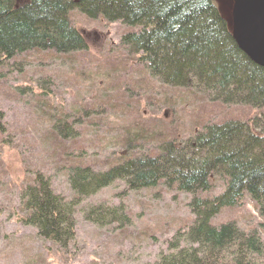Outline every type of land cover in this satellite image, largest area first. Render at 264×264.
<instances>
[{"label": "rangeland", "instance_id": "rangeland-1", "mask_svg": "<svg viewBox=\"0 0 264 264\" xmlns=\"http://www.w3.org/2000/svg\"><path fill=\"white\" fill-rule=\"evenodd\" d=\"M26 0H22L25 2ZM232 31L234 0H213ZM86 49L70 55L24 53L0 64V264H152L180 229L191 224L187 194L164 187L127 191L122 182L80 201L76 233L66 246L43 240L18 222L21 196L37 174L66 201L76 168L104 172L131 153L155 154L203 127L254 115L222 105L201 91L173 88L150 76L121 45L120 23L71 12ZM211 197L222 192L217 184ZM104 205L126 209L125 222H96L87 213ZM264 219L246 197L211 224L258 227Z\"/></svg>", "mask_w": 264, "mask_h": 264}, {"label": "trees", "instance_id": "trees-1", "mask_svg": "<svg viewBox=\"0 0 264 264\" xmlns=\"http://www.w3.org/2000/svg\"><path fill=\"white\" fill-rule=\"evenodd\" d=\"M73 11L129 28L121 45L159 82L201 91L211 102L247 107L254 115L211 123L182 141L162 143L155 154H128L104 172L76 168L69 178L75 201L53 193L37 174L22 192L18 222L41 239L66 246L76 233L80 201L117 182L130 192L164 187L190 197L193 220L152 264H264L261 229L211 224L221 210L240 206L246 197L264 219V68L238 47L214 1L0 0V64L24 53L85 50L86 41L70 20ZM216 181L222 192L204 197ZM125 213L123 205H98L87 215L123 223Z\"/></svg>", "mask_w": 264, "mask_h": 264}, {"label": "water", "instance_id": "water-1", "mask_svg": "<svg viewBox=\"0 0 264 264\" xmlns=\"http://www.w3.org/2000/svg\"><path fill=\"white\" fill-rule=\"evenodd\" d=\"M232 18L236 44L264 68V0H234Z\"/></svg>", "mask_w": 264, "mask_h": 264}]
</instances>
